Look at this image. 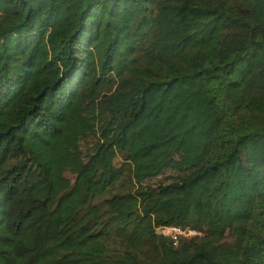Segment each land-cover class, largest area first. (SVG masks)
I'll list each match as a JSON object with an SVG mask.
<instances>
[{
  "label": "trees",
  "instance_id": "16d2710c",
  "mask_svg": "<svg viewBox=\"0 0 264 264\" xmlns=\"http://www.w3.org/2000/svg\"><path fill=\"white\" fill-rule=\"evenodd\" d=\"M0 264H264V0H0Z\"/></svg>",
  "mask_w": 264,
  "mask_h": 264
},
{
  "label": "rangeland",
  "instance_id": "374dc122",
  "mask_svg": "<svg viewBox=\"0 0 264 264\" xmlns=\"http://www.w3.org/2000/svg\"><path fill=\"white\" fill-rule=\"evenodd\" d=\"M91 143H92V141L91 142H88L87 143V147H84V148H89L90 146H91ZM82 144H84V143H82ZM114 165L116 166V167H119V166H121L122 165V161H121V159H119V158H116L115 160H114ZM127 175H128V173H127ZM170 176H172V173L171 172H169V171H166V172H164L161 176H158V177H156V178H154V179H151V180H148L146 183H145V185L146 186H149L150 188H152L153 190H156V188H157V186L159 185V184H161V183H167V182H169L170 181ZM67 177L69 178V179H72V176H70L69 174H67ZM130 191V187L129 186H118L117 188H116V191L115 192H118V193H122V192H126V193H128ZM105 197H107V196H104V198ZM157 233L158 234H161L160 233V230H157ZM164 236H167V237H169V238H171L172 236H174V233L172 232V231H170V230H166L165 232H164ZM202 236V233H198V235H196V236H193V237H201ZM193 237H188V238H180V237H178V241H180V240H188V239H191V238H193ZM179 243V242H178Z\"/></svg>",
  "mask_w": 264,
  "mask_h": 264
},
{
  "label": "built area",
  "instance_id": "2783aa9c",
  "mask_svg": "<svg viewBox=\"0 0 264 264\" xmlns=\"http://www.w3.org/2000/svg\"><path fill=\"white\" fill-rule=\"evenodd\" d=\"M157 230H160L162 235H165L164 232L166 230H170L174 233V236L171 237L174 244L178 243V237L180 238H188L198 235V231L189 229V228H180V227H160Z\"/></svg>",
  "mask_w": 264,
  "mask_h": 264
}]
</instances>
